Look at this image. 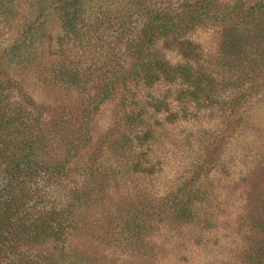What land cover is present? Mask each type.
<instances>
[{
	"label": "trees",
	"instance_id": "obj_1",
	"mask_svg": "<svg viewBox=\"0 0 264 264\" xmlns=\"http://www.w3.org/2000/svg\"><path fill=\"white\" fill-rule=\"evenodd\" d=\"M53 18L61 20L64 34L56 50L48 52ZM211 20L220 35L213 64L194 41ZM2 25L14 31V38L6 40L0 31V264H87L69 252L68 241L82 228L96 176L115 173L112 159L126 160L128 169V155L151 136L154 125L140 117L142 91L181 81L180 98L191 97L205 108L223 98L233 119L264 87V0H182L177 5L173 0H0ZM92 39L100 42L90 50ZM70 43L93 58L63 56ZM170 55L180 60L173 62ZM20 71L32 73L44 87L85 95L83 105L36 102ZM114 99L136 110L127 118L121 115L110 133L94 142L93 122ZM146 124L150 131L143 130ZM86 148L91 156L78 165ZM219 156L201 148L193 173L201 178L200 168L213 169ZM185 184L165 196L152 197L150 189L130 198L121 229L125 240L147 244L156 215L176 226L200 220L194 207L205 197ZM249 228L255 233L242 263L264 264V218L251 216Z\"/></svg>",
	"mask_w": 264,
	"mask_h": 264
},
{
	"label": "rangeland",
	"instance_id": "obj_2",
	"mask_svg": "<svg viewBox=\"0 0 264 264\" xmlns=\"http://www.w3.org/2000/svg\"><path fill=\"white\" fill-rule=\"evenodd\" d=\"M179 1L182 0H173V3L177 5ZM98 2L96 7L101 4ZM0 31L6 40L14 38V31L4 25ZM63 34L61 20L53 18L48 26L50 36H46L45 42L48 52L56 50V42ZM195 36L202 56L209 63H215L220 37L217 24L207 21V26L200 28ZM99 42L92 39L89 49L93 50ZM63 49V56L69 58L76 56L84 62L93 58L92 53L74 48L73 43L65 44ZM169 59L180 60L176 55H170ZM17 74L40 104L72 103V108H79L84 103L81 98L85 95L78 98L59 86L44 87L29 72ZM180 83L160 82L140 93L139 103L143 107L140 117L154 125L151 136L145 146L128 155L131 160L128 169L126 160L112 159L115 173L109 178L96 176L98 186H94L92 195L85 201L82 228L68 241L69 252L81 261L87 264H243L244 251L250 245L249 236L255 233L249 228L250 217L264 218V87L232 119L223 98L218 105L207 108L191 97L180 98ZM220 93L222 96L226 91ZM146 96L159 98L149 101ZM120 100L106 103L95 118L91 130L94 142L109 134L121 115L127 118L135 109L121 106ZM141 126L150 131L147 124ZM121 138L116 135L119 141ZM201 148H210V152L220 156L213 169L200 168V178L193 172L196 154ZM80 156L84 161L79 157L76 163L83 165L89 160L91 149L86 148ZM137 160L141 166H136ZM185 183H190L196 195L205 197L203 201H196L194 207L200 212L201 221L196 218L176 226L168 217L156 215L147 244L142 246L134 239L125 240L121 229L130 198H136L139 191L151 192L152 197L165 196L179 186L185 187ZM49 250L54 247L49 246Z\"/></svg>",
	"mask_w": 264,
	"mask_h": 264
}]
</instances>
